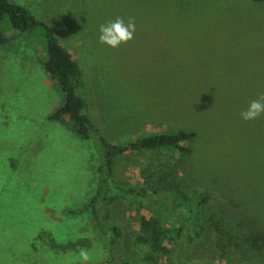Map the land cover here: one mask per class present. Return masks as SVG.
<instances>
[{"label": "rangeland", "instance_id": "obj_1", "mask_svg": "<svg viewBox=\"0 0 264 264\" xmlns=\"http://www.w3.org/2000/svg\"><path fill=\"white\" fill-rule=\"evenodd\" d=\"M9 1L87 65L78 93L97 133L84 140L67 116L48 119L63 96L44 69L42 35L15 32L4 18L0 264H78L80 248L90 264H148L137 241L143 218L181 230L170 264H264V115L240 116L264 94V1ZM117 17L134 18L144 36L98 43L99 26ZM177 131L194 132L188 153L115 156L112 184L142 193L112 185L106 195L116 249L89 211L68 214L95 196L98 168L105 173L100 138L113 146Z\"/></svg>", "mask_w": 264, "mask_h": 264}, {"label": "trees", "instance_id": "obj_2", "mask_svg": "<svg viewBox=\"0 0 264 264\" xmlns=\"http://www.w3.org/2000/svg\"><path fill=\"white\" fill-rule=\"evenodd\" d=\"M261 2L264 0H253ZM7 18L10 28L20 34L30 35L38 31L42 35V47L45 58L44 69L56 82L63 96V103L52 114L48 116L51 121H61L64 116L72 124L76 134L84 139L89 140L92 135L97 133V130L82 113L84 109V100L79 95L78 89L81 84V75L76 62L71 54L64 49L54 38L50 28L36 20L27 9L11 3L9 0H0V23ZM6 42V38L0 29V45ZM193 138L191 132L177 131L173 133H158L142 137L127 143L109 146L102 138L100 141L104 147L105 173L103 167H99L97 178V190L95 196L84 205L82 209L77 211H69V215L82 214L85 210L89 211L93 222V228L97 233L109 237V249L113 250L118 247V239L120 232L115 226L108 224V213L101 210L110 191L123 192L131 195H142L141 192L127 188L121 190L117 185H113L110 177L113 172V160L116 155H124L141 150L153 151H178L179 153H188L189 148L187 142ZM110 181V185H109ZM109 185V187L107 186ZM112 185L113 190H112ZM139 226V235L137 236L138 245L146 250V255L151 264H157L164 259L167 264H170L167 259L172 256L173 242L179 236L181 230L173 225L161 226L157 221L141 220ZM171 255V256H170ZM149 261L146 262L149 264ZM164 264V262H161Z\"/></svg>", "mask_w": 264, "mask_h": 264}, {"label": "clouds", "instance_id": "obj_3", "mask_svg": "<svg viewBox=\"0 0 264 264\" xmlns=\"http://www.w3.org/2000/svg\"><path fill=\"white\" fill-rule=\"evenodd\" d=\"M136 31L135 19L129 17L127 22L123 17H117L114 21H108L99 26L98 43L111 48H118L121 44H127L134 39ZM264 115V94L258 99L250 101L248 107L240 113L244 121H252ZM78 264H90L91 256L89 250L80 248L78 250Z\"/></svg>", "mask_w": 264, "mask_h": 264}, {"label": "crops", "instance_id": "obj_4", "mask_svg": "<svg viewBox=\"0 0 264 264\" xmlns=\"http://www.w3.org/2000/svg\"><path fill=\"white\" fill-rule=\"evenodd\" d=\"M145 35H150L148 38H146V39H159V38H157L156 37V35L154 34V33H148V34H145ZM151 35H152V37H151ZM142 36H144V33H135L134 34V37H142ZM136 39V38H135ZM69 52V51H68ZM70 53V52H69ZM71 54V53H70ZM72 56V55H71ZM72 58H73V60L75 61V58L72 56ZM76 62V61H75ZM76 64H77V62H76ZM81 64H82V62H81ZM77 66H78V64H77ZM84 66H87V65H80V66H78V68H79V71H80V75H81V79H82V77H83V74H84V78L85 79H87V77H86V75H85V73L84 72H86V69H85V67ZM80 87L84 90V86H83V79L81 80V84H80ZM83 92V91H82ZM85 92V91H84ZM86 105V104H85ZM192 134H193V138L195 137V134H194V132H192Z\"/></svg>", "mask_w": 264, "mask_h": 264}]
</instances>
